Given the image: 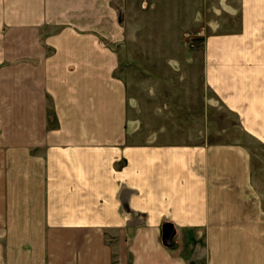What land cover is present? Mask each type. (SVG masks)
Instances as JSON below:
<instances>
[{
  "label": "crops",
  "instance_id": "1",
  "mask_svg": "<svg viewBox=\"0 0 264 264\" xmlns=\"http://www.w3.org/2000/svg\"><path fill=\"white\" fill-rule=\"evenodd\" d=\"M263 147L264 0H0V264H264Z\"/></svg>",
  "mask_w": 264,
  "mask_h": 264
},
{
  "label": "rangeland",
  "instance_id": "2",
  "mask_svg": "<svg viewBox=\"0 0 264 264\" xmlns=\"http://www.w3.org/2000/svg\"><path fill=\"white\" fill-rule=\"evenodd\" d=\"M196 37H197V34L192 33V32H188V33L184 34V39L189 43H193L198 38V37L197 38ZM123 60H124V62L122 63L121 70H120L121 75L125 76L128 74V75L136 78V80L125 81V84L128 88V105H129V103H131L130 98L134 99L136 105L139 104L141 106L145 103L147 104L149 101V97H147L148 93L146 92L144 85L148 84L149 82H144L142 80L143 73H144L143 65L139 64V63L133 64L132 61H130V59L128 62H126V59H123ZM136 116L141 117V113L140 114L136 113ZM214 118H215V128L217 131L229 129L228 128L229 124H233V125L235 124L234 121L230 120V117L223 114L222 112H216ZM231 119H232V117H231ZM230 121L232 123H230ZM235 130L233 127L230 129L232 136H238V133H237L238 129L236 128ZM249 147L253 151H256L257 153H259V150H260L259 145L249 144ZM261 154H262L263 160H264V147H263V152H261Z\"/></svg>",
  "mask_w": 264,
  "mask_h": 264
},
{
  "label": "water",
  "instance_id": "3",
  "mask_svg": "<svg viewBox=\"0 0 264 264\" xmlns=\"http://www.w3.org/2000/svg\"><path fill=\"white\" fill-rule=\"evenodd\" d=\"M166 244H170L171 243V238L170 236L167 234V238L165 239Z\"/></svg>",
  "mask_w": 264,
  "mask_h": 264
}]
</instances>
